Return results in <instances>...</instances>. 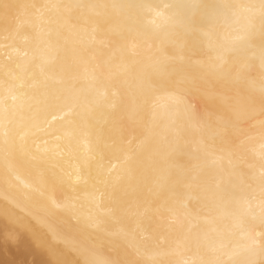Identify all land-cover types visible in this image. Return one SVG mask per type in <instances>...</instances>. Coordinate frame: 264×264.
Instances as JSON below:
<instances>
[{"label":"snow or ice","instance_id":"6c2138e0","mask_svg":"<svg viewBox=\"0 0 264 264\" xmlns=\"http://www.w3.org/2000/svg\"><path fill=\"white\" fill-rule=\"evenodd\" d=\"M0 162L45 264H264V0H0Z\"/></svg>","mask_w":264,"mask_h":264},{"label":"bare ground","instance_id":"6f19581e","mask_svg":"<svg viewBox=\"0 0 264 264\" xmlns=\"http://www.w3.org/2000/svg\"><path fill=\"white\" fill-rule=\"evenodd\" d=\"M49 147L54 150L56 145L50 144ZM0 167H2V162H0ZM21 178L23 181L20 186L21 190L26 191L27 189L25 188V185L30 183V179L28 175L23 172V170L21 172ZM0 222H2V220H0ZM53 239L54 243L59 244L62 248L65 246V241L63 239ZM68 258L72 259V256H69ZM13 259H16L18 262L26 260L28 264H45V262L48 261L50 257L46 251L36 248L34 244L31 245V248H17L14 245H5L3 238L0 237V264H8V262Z\"/></svg>","mask_w":264,"mask_h":264}]
</instances>
